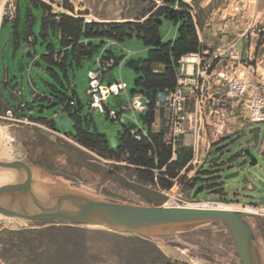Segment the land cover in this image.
Returning <instances> with one entry per match:
<instances>
[{"label": "rangeland", "instance_id": "374dc122", "mask_svg": "<svg viewBox=\"0 0 264 264\" xmlns=\"http://www.w3.org/2000/svg\"><path fill=\"white\" fill-rule=\"evenodd\" d=\"M19 8V21L15 28L13 17L15 11L9 7L15 0H7L4 5L3 20L0 29V91L4 92L10 104L18 105L21 101L27 108L20 109L22 115L30 116L29 106L32 102V93L53 95L52 87L60 94L69 98V90H74L78 100L88 108L91 98L87 94L89 70H96V61L99 57L110 56L106 38L89 39L87 44L94 47L90 56L82 57L80 64L73 60L69 53L63 65L56 66L44 57L52 48L61 51L63 59L65 48L51 26L42 28V8H36L29 0H16ZM42 1L50 10L63 12L75 18H86L94 22H142L162 5L161 0H38ZM189 15L197 25L208 23L212 12L220 10L214 16L215 22L220 11L233 1L242 0H215L214 9L206 6L200 8L201 0H191ZM249 1L247 17L253 11L264 13V0H259L256 7L255 0ZM199 7V8H198ZM208 7V8H207ZM214 10V11H213ZM196 11V12H195ZM216 13V12H215ZM262 14V13H261ZM11 18V19H10ZM264 18V14L262 15ZM29 19V30L34 36L32 42L24 39L25 21ZM11 20V21H8ZM179 23L162 18L158 25V32L163 42L175 39ZM216 33V32H215ZM131 37L125 38L117 44L119 51L113 55H123L124 59L110 69L102 81L103 85L110 82H123L126 92L117 96L110 95L104 104L107 108L116 111L120 105L126 104L140 88L135 85L137 74L134 70L125 67L131 60L144 61L148 56V49L138 35L133 32ZM216 37H219L216 34ZM220 39V37H219ZM19 41V44H18ZM242 51V44L237 46ZM70 51V48L68 49ZM47 69L51 70V74ZM14 79L20 96L13 99L8 91L2 88V79L5 73ZM66 105V102L65 104ZM58 108V107H57ZM56 107L43 112L44 117H50L58 110ZM147 112L128 111L124 114L123 122L112 121L106 113L93 112L98 133L107 140L114 138L119 143V132L122 126L140 127L145 133L148 127L144 122ZM36 115H33V118ZM5 128L10 156L8 159H22L25 151L21 149L23 134L15 133L7 125V121L0 120ZM240 133L232 136L223 134L210 137L209 132L200 133L193 138L196 145L188 138L181 143V154L190 156L191 160L179 172L178 178L172 183L169 190L151 184L146 173H140L135 167L120 159H106L98 154L81 147L72 146L75 154L82 159L93 160V167L97 172L69 164L59 158L57 169L51 174L39 170L40 175L61 178L68 182L69 187L83 191L86 197L138 206H175L185 207L187 203L199 201H218L227 205L235 202L241 204H259L264 196V153L259 154L258 145L264 140V123L249 125L243 122ZM37 129V128H36ZM41 129L44 130L43 127ZM230 136V137H229ZM190 137V136H189ZM229 137V138H228ZM13 138V139H12ZM184 143V144H183ZM211 155L202 170H220L222 195L203 190L195 200L189 197L190 180L195 176L197 163L193 159L206 156V147L212 146ZM218 144V145H217ZM216 145V146H215ZM79 146V145H78ZM247 151V153H245ZM245 154V155H244ZM96 156L99 159H95ZM256 161L250 165L251 159ZM108 161V162H105ZM225 179L226 176H230ZM201 179L204 177L201 175ZM199 185V184H198ZM84 195V196H85ZM171 199V200H170ZM245 221L253 231L252 253L255 264H264V217L246 215ZM0 264H241L235 251L232 239L223 225L218 221L186 224L173 227H164L151 231L144 237L109 231L100 227H86L50 222H30L17 218L3 216L0 219Z\"/></svg>", "mask_w": 264, "mask_h": 264}, {"label": "built area", "instance_id": "2783aa9c", "mask_svg": "<svg viewBox=\"0 0 264 264\" xmlns=\"http://www.w3.org/2000/svg\"><path fill=\"white\" fill-rule=\"evenodd\" d=\"M248 2L233 1L223 8L215 23L219 45L213 49L200 48L198 52L182 57L175 87L155 95L152 110L159 121L155 131L171 147L173 158L187 135L195 138L208 131L212 138L230 134L228 121L232 116L249 125L264 123L263 14L254 10L252 16L247 17ZM9 7L14 10L12 2ZM83 20L91 22L90 19ZM239 44H242L241 53L237 48ZM113 46L117 47V43L108 40V47L111 49ZM116 65L121 66L111 56L99 57L97 69L87 72V94L91 98L88 106L95 112L106 113L112 121L122 123L128 111H149L150 100L141 93H134L126 104L120 105L118 113L107 108L104 103L108 96L126 92V85L121 81L102 84L103 76ZM69 104L73 106L74 102ZM5 118H12L10 110L5 113ZM130 134L140 140V135H145V132L140 127L131 126ZM173 200L171 205L178 206ZM206 202L215 204L218 201ZM233 205L237 207L236 211L264 217V196L259 204L235 202Z\"/></svg>", "mask_w": 264, "mask_h": 264}, {"label": "trees", "instance_id": "16d2710c", "mask_svg": "<svg viewBox=\"0 0 264 264\" xmlns=\"http://www.w3.org/2000/svg\"><path fill=\"white\" fill-rule=\"evenodd\" d=\"M154 13L144 21H126V22H94L85 23L82 18H75L66 15L63 12L52 13L51 10L38 0H29L30 4L36 8H42V28L51 26L53 32H56L61 44L65 48L63 59H60L61 51H53L52 48L44 57L51 64L62 66L69 53L74 61L80 64L82 57L90 56L94 51L91 44H87L89 39L106 38L107 40L119 43L125 38L131 37L135 32L148 49L147 59L141 61L136 72L137 79L135 85L140 88L138 93L143 94L150 100V109L144 117V122L148 127L145 135H140V140L134 139L130 134V128L122 126L123 131L119 132V143L115 150L111 148L107 140L86 139L85 147L96 152L99 156L106 159H120L126 157L125 161L135 167L140 173L148 175V181L162 189L169 190L173 181L178 178L186 164L191 160L190 156L181 154V145L173 153L171 147L163 142L162 135L151 129L154 122L153 104L155 95L159 91L171 90L176 85L179 76L180 59L182 57L194 54L201 48L196 35L195 27L189 7L180 0H161ZM176 7V9H174ZM14 20L19 17V8L15 0ZM167 18L173 23H179L177 35L174 40L163 42L158 32V21ZM27 20V19H26ZM5 21L3 20L2 24ZM26 23V21H25ZM15 28L16 25L14 24ZM29 36L33 37L30 30H24V39L29 43ZM70 48V51L68 50ZM109 55L113 57L110 52ZM51 74L53 72L47 69ZM53 91H56L52 87ZM70 91V90H69ZM66 102V107H70V99L64 94H60ZM220 170H197L195 176L190 180V191L203 185V190L210 193L222 195ZM204 178L201 179L200 176Z\"/></svg>", "mask_w": 264, "mask_h": 264}, {"label": "water", "instance_id": "95a60500", "mask_svg": "<svg viewBox=\"0 0 264 264\" xmlns=\"http://www.w3.org/2000/svg\"><path fill=\"white\" fill-rule=\"evenodd\" d=\"M161 20L158 21V25ZM119 48L113 46L111 53L116 55ZM124 56L117 57V62L122 61ZM141 64V59L131 60L125 64V67L137 71ZM58 93L57 91H54ZM60 95V93H58ZM52 95L42 93H32V102L34 98ZM61 97V95H60ZM69 99L73 101V106L63 105L54 111L50 117H44L47 122L54 125V130L60 128L67 132L70 127L69 118L65 116V111L79 116L83 129L91 134H99L97 126L93 121V110L78 100L74 90L69 91ZM64 100V99H63ZM65 102V100L63 101ZM58 103L52 102L48 105H36L42 110H51ZM40 133L54 141L55 136L41 129ZM111 148L116 147L114 138L107 140ZM247 153V151L245 152ZM254 159H251L250 165H254ZM0 167H14L26 172V177L22 181L0 186V198H16L27 196L30 206L34 210H25L23 208L13 207L2 204L0 201V214L2 216L17 218L30 222H52L67 225L95 226L109 231L144 237L151 231L164 227H173L186 224L203 223L208 221H218L230 235L237 256L241 264H255L252 253L253 231L245 221L247 214L235 210L222 209H198L188 207H163V206H138L115 202L101 201L86 197L82 194L59 190L53 192L48 201H41L34 196L33 184L37 167L26 159H8L0 160ZM230 176H226L228 179ZM203 191V185H198L192 192L191 199Z\"/></svg>", "mask_w": 264, "mask_h": 264}, {"label": "flooded vegetation", "instance_id": "af4514ba", "mask_svg": "<svg viewBox=\"0 0 264 264\" xmlns=\"http://www.w3.org/2000/svg\"><path fill=\"white\" fill-rule=\"evenodd\" d=\"M6 74H8L7 70L5 75ZM13 81L14 79H10L8 76L7 80L4 81V83L1 82L2 88L6 89L7 91V89L13 86ZM14 85L17 86L16 83ZM63 101V98L60 97V95L56 92H54V94L49 98H46L45 96L36 97L34 98V102L29 106V108L31 109V111L29 112L30 116H25L32 123H34L33 126L37 127L35 124H43L49 126L50 129L53 131L54 125L44 119V110L37 108L36 105H48L49 103L56 102L58 103L56 108L58 107L57 109H59L65 104V102ZM33 115L36 116L33 118ZM65 116L69 118V130L67 132H64L63 129L60 128L58 130L53 131L52 135L55 136L54 141L43 136L37 129L33 130L34 137L31 140H27L26 137H23V142H20L21 149L25 151L24 157H22V159L28 160L39 170H42L47 174H51L53 169L57 167V163L55 164V161H58L60 157L65 159L66 166L71 164L80 168H86L92 170L93 172H97L96 168L92 165L94 161L82 159L81 157L77 156L72 146H75L80 150H83L81 147L86 148L84 145L85 143H88V140H85V137H87L86 139H88L89 137V139L91 138L94 140L107 139L101 134H91L90 131H85L78 115L71 114L69 111H65ZM7 121L13 122L12 126L14 128L18 129L20 127V123L16 121L13 115L12 118H8ZM29 145L34 147V149L28 150ZM36 148H40L41 151L37 153V151L35 150ZM115 148L113 149L115 150ZM92 157L95 159H99L96 156ZM57 169H62V167H57Z\"/></svg>", "mask_w": 264, "mask_h": 264}, {"label": "crops", "instance_id": "0c3cea01", "mask_svg": "<svg viewBox=\"0 0 264 264\" xmlns=\"http://www.w3.org/2000/svg\"><path fill=\"white\" fill-rule=\"evenodd\" d=\"M180 1L183 2V3H185L188 6H191L192 7V5H191V2L192 1L191 0H180ZM252 2L254 3V0ZM258 2H259V0H255L256 7L258 5ZM215 3H216L215 0H201V2L199 4V7L200 8H205L206 6H209V4H210V6L212 7L211 9H214L213 7H214ZM219 10H220V8L217 7L216 10H215L216 13L215 12H212V14H211L212 15V18L211 19H208L209 22L208 23H205L203 25L202 24L201 25H197V23L194 20V18H192V21H193V24H194V27H195V31H196V35H197V38H198V42L200 43L201 48L213 49L214 47H216V46L219 45V41L220 40H219V37H216V33H215V23L216 22H215V19H214V16L217 14V12ZM51 12L52 13H55L56 11L51 10ZM260 13L264 14L263 12H260ZM261 19L264 22V18H261ZM8 21H11V20H8ZM18 21H19V17L16 18L15 20H14V17H13V20L11 22H13V24H15L16 27H17ZM28 22H29V19L26 20L25 28H24L25 31L29 30V24H28ZM1 25H0V29H1ZM230 31H231V33H233V30L231 29V27H230ZM32 40H33V37L32 36H29V38H28L29 44L32 42ZM18 44H19V41H18ZM180 67H181V64H180ZM188 69H189V67H188ZM179 73H180V69H179ZM7 78H8V74H6L3 77L2 83H4V81H6ZM103 79H104V76H103ZM103 79H102V81H103ZM4 91H6V89H4ZM7 91L9 92L10 96L13 99H18V97L20 96L19 89L17 88L16 85H13L9 89H7ZM26 107H27V104H24L21 101L19 102L18 105H12V104H10V102L8 101V99L5 97L4 92L0 91V120L7 121V119L5 118V113L8 110H10L11 113H12V115L16 119V121L20 123L19 124L20 127L17 129V128H14L12 126V123L13 122L7 121V125L10 128V130H12L15 133H22L23 134V137H26L27 140H31L34 137V131L33 130L36 129V128L40 132L41 127H43L45 131H47L50 134H53V131L50 129L49 126L43 125V124H35L37 126V127H35V126H33L34 123H32L25 115H21L20 109H25ZM157 120H158V118L157 117L155 118V115H154V122L151 125V129L153 131H155L156 126L158 124L157 122H159ZM243 122L244 121L241 120L240 118H238L237 116L230 117L228 123H229L230 128H231V130L233 132L232 133V136H234V135H236V134H238V133H240L242 131V129L244 127L243 126ZM188 138H191L190 139V142H193L194 145L197 144V142L195 140L193 141V138L191 136L189 137V135H187L183 139L185 143L187 142V140H189ZM211 144H212V146H209L208 145L206 147V153H207L206 156H201L199 159L197 157H195V159H193L192 164L194 165L195 162L197 163V166L195 167V170H197V169L202 170L203 167L206 165V163L208 161V158L211 155V149L214 147V143H211ZM254 147L255 148H258L259 154L264 153V140H262V142H260L259 145L257 143H254ZM33 149H34V147H32L30 145L28 146V150H33ZM86 149L87 150H90L88 148H86ZM35 150L37 151V153H39L41 151L40 148H36ZM90 151H92V150H90ZM92 152H94V151H92ZM94 153H96V152H94ZM105 162H108V161H105ZM254 162H255L254 163V165H255L256 164V161L254 160ZM192 192L193 191H189V194L188 195H189L190 198H191ZM218 203H221V202H218ZM260 203H261V201H260ZM228 205H230V204H228Z\"/></svg>", "mask_w": 264, "mask_h": 264}, {"label": "bare ground", "instance_id": "6f19581e", "mask_svg": "<svg viewBox=\"0 0 264 264\" xmlns=\"http://www.w3.org/2000/svg\"><path fill=\"white\" fill-rule=\"evenodd\" d=\"M7 0H0V24L3 16L4 5ZM189 72L191 67L189 66ZM10 147L8 146L7 134L5 128L0 125V160H8L10 156ZM26 177V172L18 170L14 167H0V186L10 183H16L22 181ZM59 190H67L75 193L85 195L83 191L77 190L76 188H70L68 182L61 178H52L48 176L35 174L34 184H33V193L36 198L41 201H48L50 195ZM86 196V195H85ZM0 201L2 204L10 205L13 207L23 208L25 210H34L30 206L29 199L27 196L16 197V198H7L1 197ZM163 207H179V206H163ZM185 207L188 208H198V209H222V210H234L237 208L235 205H223L211 204L210 202L201 201L196 203H187ZM236 211V210H235ZM3 216L0 214V219ZM95 227V226H90Z\"/></svg>", "mask_w": 264, "mask_h": 264}]
</instances>
